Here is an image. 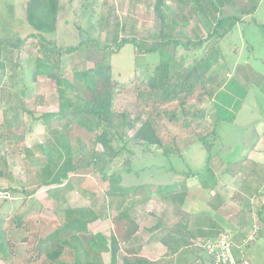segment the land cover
I'll list each match as a JSON object with an SVG mask.
<instances>
[{
    "label": "trees",
    "instance_id": "obj_1",
    "mask_svg": "<svg viewBox=\"0 0 264 264\" xmlns=\"http://www.w3.org/2000/svg\"><path fill=\"white\" fill-rule=\"evenodd\" d=\"M134 1L131 0V2ZM167 1L154 0V12L158 24L155 27L156 32L148 37L144 36L143 27L139 25L138 19H133L131 16L126 17L125 22H116L117 30L111 36L112 12H104L102 4H100L99 9L91 10V17L95 22L94 27L99 31L98 37L88 36L76 45L61 46L47 34L57 29L63 9L62 0H26V19L34 27V32L10 43L0 37V73L2 75L7 73L6 69L10 67L13 69L12 71L15 70L14 74L11 73L12 78L19 77L21 81L25 82L23 87L26 89L34 87L39 75L49 76L56 79L58 83L59 110L57 112H40L36 108L37 102L34 101L33 108H28L25 105L15 106L14 114L16 115L9 121L10 126L14 127V124L18 123L16 120H19L21 113L25 112L27 119L22 124L27 133H33L34 127L39 122L49 126L54 120L53 118L66 120L62 129L55 128L52 131L56 143L47 145L45 148L46 154L50 158L48 160L53 161L54 168L53 171L41 178L40 184L55 185L57 188H61L69 184L70 181L76 180L74 173H77L78 170L95 168L99 170L101 176L109 178L110 188L107 191V196L126 195L131 188L122 187L121 182L123 175L131 171L123 168L115 170L111 168L112 164L119 160L123 154L127 153L132 156L136 149L141 148L143 152L154 153L157 157L162 155L170 161V166H163L165 170L175 172L177 169L173 164L174 158H183L184 144L186 145L190 141L200 143L204 147L207 160L202 169L189 172L185 179L196 177L204 189L210 190L218 184L216 172L223 165L227 167L224 173H229L233 177H236L235 174L239 170L246 172L254 167L253 164H246L247 158L237 161L223 158L221 150L217 148V144L221 140L218 124L234 120L242 108L243 100L248 94L247 90H242V96L236 97L233 91L236 86L240 85L238 81L232 80L229 82L227 90L216 94L217 101L211 102L210 99L213 97L215 84L221 85L217 76L223 72L217 70V66L222 65L220 62L222 54L221 50L217 51L216 44L219 45L237 27L238 23L244 22L247 16H251V22L260 26L261 24L255 18L259 3H249L246 0H177L174 13H170ZM225 6L239 9L238 13L225 15L223 11ZM195 7L212 19L209 18L212 25L211 30L206 35H199L197 32L190 35L181 31L171 32L179 22L185 26L189 25L185 12L188 8L191 10ZM166 9L169 13H166ZM78 28L83 36V27L79 25ZM104 30L107 31V35L105 42H102ZM119 32L123 33L122 37ZM246 42L251 43L249 40ZM33 44L37 47V54L29 57L34 63L30 84L22 69L23 60H21L19 51ZM126 44H132L138 54H159L156 63L143 67L142 71L145 75L137 73L131 80L129 90L135 93L137 101V110L134 115L129 112H118L114 108L116 91L118 88L122 90L126 87H119L118 82L114 79L112 57L119 53ZM234 52L236 53L237 49ZM77 58L83 61L91 60L93 66L79 70L77 67H73ZM230 67L228 66V69ZM69 70H73L75 73L74 81L67 77ZM1 74L0 77H2ZM263 77L264 75L261 76L260 82L263 81ZM13 81L15 85L18 84L16 80ZM204 101H206L207 107H201ZM212 109L216 110L213 115L209 114ZM223 112L227 113L226 116ZM172 124L190 128L191 135L184 139L183 136L172 134L170 131ZM71 125H75L76 128L88 134L89 141L86 142L81 135H77L75 136V145H73L71 137H69L70 134L67 132ZM2 128L3 125L0 126V162L4 168L0 169V179L7 176L10 180L16 170L13 169L15 162L20 160L21 164L25 165V158L21 159L23 152L17 151L16 143L20 142V134L10 136L12 140V137L17 138L16 143L11 146V142L7 139L8 136L2 132ZM121 128L127 131L134 130V134L130 136L126 132H121ZM25 134L21 138L27 139ZM98 145L102 147V150L96 149ZM24 151L29 152V149L24 146ZM129 160L130 157L127 158V161ZM213 160H216L214 165ZM178 172L176 171L177 176L183 177L185 174ZM165 177L168 178V181L159 187L165 203L164 212L162 211V214L159 215V212L152 211V214H156L160 218L168 219L170 215L172 219L175 218L165 225L166 230L159 239L167 249L166 254L157 259L140 254L145 240L139 233V225L136 217L131 213L132 207L130 206L115 217L117 223H120L121 220L126 223L122 233L119 231V234L115 232L111 234V264H118L116 255L121 249L124 251L122 264H174L176 260L177 264H194L196 262L191 258V253L194 249L201 250L200 246L195 243L196 236L201 234L198 233L200 226L197 224L206 221L208 216L196 215L193 217L187 208V192H182V189L190 188L187 186L186 180L177 178L179 181L176 179L170 182L169 174H165ZM11 181L13 180L8 182L11 183ZM77 182L80 183L81 180ZM22 183L23 181L18 182V184ZM175 186L180 189H175ZM19 188L17 186L14 188L9 184L4 190L13 195L26 192L20 191ZM32 194H27L26 199ZM148 200V198L144 199L143 203H147ZM7 201L8 197H5L1 204L4 205ZM32 201L33 199L26 211L17 212L12 218L15 221V227L19 230H22L23 222L33 210ZM106 207L107 205L104 204L103 208ZM63 212L66 222L50 236L52 240L57 237L58 247L54 250L46 249L47 258L56 264H79L77 262L81 253L86 256L91 253V255L95 254L92 257L95 259L88 261V264H101L97 260H99L98 252L103 247L106 248V242L101 243L100 240L104 239V236L98 234L81 238L80 233H87L88 224L101 219L104 213L97 212L91 205L67 206ZM6 220L0 215V254L2 256L14 252V247L12 251L6 249V245H12L11 241H7L9 240L8 230L11 228L5 226ZM68 231H72L70 237H59ZM222 233L231 236L230 243L235 251L234 236L227 231H222ZM208 235L210 237V234ZM27 240V237H23V241ZM67 247L73 250V259L59 261ZM88 247L94 248L89 250ZM244 258L246 257L244 256ZM182 259L183 263L180 262ZM204 264L209 263L204 262Z\"/></svg>",
    "mask_w": 264,
    "mask_h": 264
},
{
    "label": "rangeland",
    "instance_id": "obj_2",
    "mask_svg": "<svg viewBox=\"0 0 264 264\" xmlns=\"http://www.w3.org/2000/svg\"><path fill=\"white\" fill-rule=\"evenodd\" d=\"M246 1L249 3H259L255 18L261 25L259 26L251 22L252 17L247 16L244 22L238 23L237 27L234 28L219 45L216 44L217 51L221 50L220 53L222 54V58L220 59L222 65H218L217 70L223 72L220 76H217V80L219 83L221 82V85L219 84L218 86V84H215L213 97L210 101H217L216 94L227 90V86L232 80L238 81L240 85L236 86V89H234L235 91H233L236 97H241L243 93L242 90H247L248 95L245 96L242 108L237 113L234 120L232 122H221L218 124L221 140L219 144H217V148L221 150L222 157L229 161L247 158L246 164H251V162L258 160L260 156L254 148L258 151L264 149V139H259L260 127H253L254 122L259 120L257 116L260 114L256 111L250 112L254 109H258V107L262 108L261 111L264 110V77L262 78L263 81L261 80L262 82H260L259 76L260 72H262V76L264 75V0ZM25 3L26 0H0V37L4 41L10 43L30 32H34V27H32L26 19L27 12ZM62 4L63 9L60 14L57 29L47 34L49 38L55 39L61 46L76 45L80 43L81 40H85L88 36L98 37L99 31L94 27L95 22L91 17V10L99 9L100 4H102V10L104 12H112L111 36L114 35L117 30L116 22H125L128 16H131L133 19H138L139 25L143 27L145 37L156 32L155 27L156 24H158V20L154 12V0H135L134 2H131V0H62ZM167 6L170 13H174L177 0H168ZM168 10L166 9V13H169ZM238 10L239 9H234L230 6H225L223 11L225 15H227L238 13ZM185 14L188 18L189 25L185 26L183 23L179 22L178 25L174 26L171 32L181 31L187 35L197 32L199 35H206L211 30V18L203 14L198 7L191 10L188 8ZM79 25L84 29L83 36L80 34ZM119 33L122 37L123 33ZM106 35L107 31L104 30L102 33V42H105ZM246 40H249L251 45L248 44ZM214 42L217 43L216 40H214ZM235 49H237L236 53L234 52ZM11 51L13 52V50ZM15 52L14 54H16ZM19 53L21 55V60H23L22 69L26 74L27 80L31 84L34 63L29 57L37 54V47L34 44L29 45L19 51ZM158 59V53L152 55L136 53L132 44H126L119 53L112 57L114 79L118 82L119 87H126L122 90L118 88L114 97V108L118 112H129L132 115L136 113L137 101L135 93L129 90L131 80L134 79L137 73L145 75L142 71L143 67L147 64L152 65L156 63ZM92 66L93 62L91 60L83 61L77 58L73 67H77L81 70ZM228 66H231L230 69H228ZM12 70L13 69L10 67L7 68L6 72L9 74H7V77L0 79V126L3 125L2 132L5 136H8V138H5L11 142V146L16 143L17 138L12 137V140L10 136H13V134L16 136L20 134V142L16 143L17 151L23 152V154H21V159L22 157L25 158V165L21 164L20 160L19 162H15L16 164L14 163L15 165H13L15 168L13 167V169L16 170L15 173L13 172L10 179L13 181L9 183L8 181L10 180H8L7 176L0 179V185H2L0 188L4 190L7 185L11 184L14 188L17 186L18 188L20 187V191L26 192L20 195H13L11 193L8 196V201L4 205L1 204L4 197L0 198V215L7 219L5 226L11 228V230H8L9 240L7 241H11L12 245H6V249L12 251L14 247L13 254L11 252L9 255L2 256L0 254V264H54V261L47 258L45 250L48 248L54 250L58 247V244H56L57 237H54L52 240L50 236L60 225L66 222L63 209L67 206L80 207L86 205H91L97 212L104 213L103 217L97 220L101 221V224L89 223L87 233H80L81 238L98 234L104 236V239L100 240L101 243L106 242V248L103 247L102 250L98 252V259L101 264L112 263V250L110 248L111 234L114 232L119 234V231L122 233L126 223L122 220L120 223H117L115 217L126 207L130 206L132 207L131 213L136 217V221L139 225V232L145 240L140 254L151 257L152 259L162 257L166 247L159 239L166 230V226L164 225L165 221L160 218V216L158 217L156 214H152V211L159 212V215L162 214L165 206L159 187L160 185L166 184L168 181L165 174H169V180L172 182L177 178H179V180L186 178L189 172L202 169L207 160V153L204 147L200 143H193L190 141L186 143V145L184 144L183 158H174L173 164L177 169L176 171L185 173L183 177L177 176L176 171L165 170L164 167L170 166V161L167 157L162 155L157 157L154 153L143 152L141 148L136 149L132 156L127 153L123 154L119 160L112 164L111 168L114 170L123 168L131 171L123 175V180L121 182L122 187L131 188L130 192L126 195L117 194L107 196V191L110 188L109 178L101 176L99 170L95 168L78 170L77 173H74L76 180H73V182L70 181L69 184L61 188H57L55 185L40 184L41 178L53 171L54 168L53 161L48 160L50 158L46 154L45 148L47 145H54L56 143L52 131L55 128L62 129L66 120H57L53 118L54 120L49 126L39 123L34 127L32 135H30V132L27 133L22 124L25 120V112H23L19 120H16L18 123L14 124V127L10 126V119L16 115L14 114V109L15 102H18V99L16 96H12V100L8 99V95L3 93L1 89L7 86L10 87L12 84V86L15 87V84L10 79L11 73L14 74L13 72L15 71ZM67 77L69 80L74 81V71L69 70ZM14 80L18 82L17 86L21 85L23 87V83L25 82L21 81L19 77H14ZM3 82L4 85L1 86ZM35 87L37 90L36 92H39V95L42 96L41 100L36 103L37 110L40 112H57L59 110L57 80L49 76L39 75L36 85L31 88ZM30 93L31 91H28L26 96H24L26 100H28V94ZM244 93L247 94L246 92ZM13 101L14 106L13 109H11L10 103ZM207 106L206 101L201 105V107ZM28 108H33V103H31V105L28 104ZM215 112L216 110L212 109L209 111V114L213 115ZM249 112L252 114V118L249 116ZM223 114L226 116L227 113L223 112ZM117 124L119 125V123ZM170 131L172 134L183 136L184 139L191 135L190 128H183L181 125L172 124L170 126ZM67 132L70 134L69 137H71L73 145H75V136L77 135H81L86 142L89 141V135L76 128L75 125H71L70 129H67ZM121 132H126L130 136L134 134V130L127 131L124 128H121ZM24 133H26L27 139L21 138ZM24 146L29 149V152L24 151ZM9 149L11 148L9 147ZM96 149L102 150V147L98 145ZM129 157L130 160L127 161ZM215 161L216 160H213V165ZM131 167L132 169H130ZM1 168H4L2 162H0V169ZM141 168H143V170H141ZM243 177V175H239L237 178L242 179ZM191 178L189 182L199 184V180H197L196 177L194 179ZM229 178L234 180L233 176L228 173L221 177L224 182L228 181ZM78 180H81V182H77ZM19 181H23V183L18 184ZM226 185L235 188L238 187L234 182H228ZM226 185L224 186L223 192L229 194L231 190ZM201 188L200 192L209 196V190H202ZM175 189L179 190L180 188L175 186ZM183 191L182 189V192ZM26 193L33 194L26 199ZM186 195L189 208V203L191 201L190 196L192 193H186ZM146 198L149 199L148 202L143 203ZM31 199H33V210L23 222L22 230H19L15 227V221H13L12 218L17 212L22 213L26 211L31 204ZM104 204L107 205L106 208H103ZM261 215L264 216V213L262 212ZM174 219L175 218L168 222L166 221V225ZM151 227L153 228L152 231L149 230ZM260 230V228L254 229V235L256 237ZM71 235L72 231H68L66 234L59 237H70ZM23 237H27L28 240L23 241ZM71 241L73 242L72 239ZM201 241L202 239L199 238L195 240V243L200 244ZM90 248L93 249L94 247H88L89 250ZM94 255L95 254L91 255V253H89L86 256L81 253L77 263L88 264V261H91ZM123 255L124 251L121 249L116 255L118 264L123 263ZM192 255H195V253H192ZM72 259L73 250L67 247L59 258V261H70ZM180 262L183 263L184 260L182 259ZM74 263H76L75 260Z\"/></svg>",
    "mask_w": 264,
    "mask_h": 264
},
{
    "label": "crops",
    "instance_id": "obj_3",
    "mask_svg": "<svg viewBox=\"0 0 264 264\" xmlns=\"http://www.w3.org/2000/svg\"><path fill=\"white\" fill-rule=\"evenodd\" d=\"M7 74L9 73L7 72L3 75L1 74L2 77H0V79L7 77ZM259 76L261 78L262 72L259 73ZM10 79L14 83L12 75L10 76ZM2 85H4V82L1 84V86ZM12 85H10V87L7 86L6 88L1 90L3 91V93H6L8 95V99L12 100V96H16L18 102H15V106L25 105L26 107H28V104L31 105V103H34V101L38 103L41 100L42 96L39 95V92H36V87L25 90V88L22 86L15 85V87H13ZM28 91H31V93L28 94L29 97L28 100H26L24 96H26ZM13 106L14 101L10 103L11 109H13ZM261 109V107H258V109H254L250 112H259L258 114L260 115L257 116L259 120L254 122L253 127H260V135H257L260 136L259 139H264V110L261 111ZM250 114L249 116L252 118V114ZM25 119L27 118L25 117ZM30 135H32V133H30ZM254 150L260 155L258 160H255V162L250 161L251 165L253 164L254 167L246 172L239 170L235 174L236 177H233L234 180L232 178H229L228 181L224 182L221 177L227 174L224 173L227 167L223 165V167L218 172H216L218 184L209 190V196L204 195L200 192V183L195 184L193 182H189L188 178H184L183 180L187 181V186L190 188H184L183 192H187V194L192 193V195L190 196L191 201L189 203L190 209L188 207L187 208L191 211L193 217H196V215L208 216V219L206 221L197 224L200 226V230L198 233L201 234L197 235L196 239L200 238L203 241L204 239L209 237L208 234H210V237L216 238L220 233H222V231L230 232L235 238V253L237 254V256H245L249 260L250 264H264V216L261 215L262 212L264 213V149L258 151L256 148H254ZM222 173L224 174L222 175ZM239 175H243L244 177L242 179L237 178ZM228 182H234V184L238 187L235 188L230 185H226L228 184ZM225 185L228 186V188L231 190L229 194H225L223 192ZM201 189L208 190L204 188ZM162 219L165 221L164 225H166V221H171L172 217L170 215V218ZM93 223L101 224V221H95ZM258 228H260L261 230L259 233H257L256 237L254 235V229ZM149 230L152 231L153 228L151 227L149 228ZM166 251L167 249L164 250L163 255L166 254ZM192 251V253H195V255H192L191 253V258H195L196 260L194 264H204V262L209 263L208 256L205 250L201 248V250L194 249ZM50 262L53 263L52 261ZM176 262L177 260L174 262V264H177Z\"/></svg>",
    "mask_w": 264,
    "mask_h": 264
},
{
    "label": "built area",
    "instance_id": "obj_4",
    "mask_svg": "<svg viewBox=\"0 0 264 264\" xmlns=\"http://www.w3.org/2000/svg\"><path fill=\"white\" fill-rule=\"evenodd\" d=\"M9 195L7 191L0 188V198ZM230 240L231 236L229 234L221 233L216 239H206L202 246L211 257L213 264H250L246 258L235 256Z\"/></svg>",
    "mask_w": 264,
    "mask_h": 264
},
{
    "label": "clouds",
    "instance_id": "obj_5",
    "mask_svg": "<svg viewBox=\"0 0 264 264\" xmlns=\"http://www.w3.org/2000/svg\"><path fill=\"white\" fill-rule=\"evenodd\" d=\"M220 234H221V233H220ZM220 234H219V235H220ZM219 235H218V236H219ZM218 236H217V237H218ZM217 237H216V238H217ZM208 238H213V237H207L206 239H208ZM216 238H214V239H216ZM206 239H204L203 241H201V243H200V244H198V245H199V246H200V247H201L203 250H205V251H206V249H205V248L202 246V243H203V242H204ZM233 249H234V248H233ZM233 252H234V254H235V256H236L237 258L244 257L243 255H242V256H240V257H239V256H237V254L235 253V251H234V250H233ZM206 253H207V251H206ZM207 256H208L209 263L211 262L210 264H213V263H212V260H211V257L209 256V254H208V253H207ZM249 263H250V262H249Z\"/></svg>",
    "mask_w": 264,
    "mask_h": 264
}]
</instances>
